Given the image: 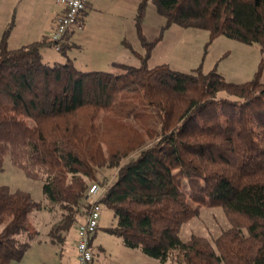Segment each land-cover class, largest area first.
I'll list each match as a JSON object with an SVG mask.
<instances>
[{"label":"trees","instance_id":"1","mask_svg":"<svg viewBox=\"0 0 264 264\" xmlns=\"http://www.w3.org/2000/svg\"><path fill=\"white\" fill-rule=\"evenodd\" d=\"M152 1L165 27L256 44L264 66V0ZM146 2L135 25L146 48L134 52L137 67L82 71L69 58L49 65L40 50L50 40L10 50L3 35L0 170L8 157L42 181L46 203L0 186V264L19 261L37 240L33 213L52 216L47 239L62 246L88 211L101 169L115 172L100 186L99 203L116 218L107 232L125 247L160 264H264V82L259 74L236 84L215 70L148 68L153 43L139 26ZM202 207H220L229 227L212 240L181 241V227Z\"/></svg>","mask_w":264,"mask_h":264},{"label":"rangeland","instance_id":"2","mask_svg":"<svg viewBox=\"0 0 264 264\" xmlns=\"http://www.w3.org/2000/svg\"><path fill=\"white\" fill-rule=\"evenodd\" d=\"M141 1L90 0L89 4L87 0V14L78 20L82 29L68 35L74 46L68 47L64 54L45 48L50 46L42 47L43 63H65L69 58L79 70L105 72L116 70L113 63L139 66L134 52L144 54L146 50L135 26ZM58 8L55 0H0V41L5 35L8 49L21 47L20 37L31 29L34 32L42 28L46 14ZM139 26L145 44L153 43L147 59L148 68L167 64L170 69L182 73H193L197 68L203 73L215 70L225 81L236 84L250 81L259 74L264 82V66L260 68L261 53L256 44L246 45L224 36L209 40L208 32L176 23L165 27V19L157 13L152 0H147ZM114 176V170L101 169L96 184H108ZM42 185V181L27 178L8 157L5 158L0 170V186L27 192L35 202L46 203ZM48 221L49 214L44 211L31 215L29 231H36L40 242L31 243L22 258L11 264H77L74 228L68 232L62 246H52L47 240ZM115 223L112 211L102 207L90 245L93 264H160L138 249L125 247L120 238L108 233L107 229ZM228 227L220 207H202L198 217L183 224L179 238L187 241L195 235L212 240Z\"/></svg>","mask_w":264,"mask_h":264},{"label":"built area","instance_id":"3","mask_svg":"<svg viewBox=\"0 0 264 264\" xmlns=\"http://www.w3.org/2000/svg\"><path fill=\"white\" fill-rule=\"evenodd\" d=\"M63 9L62 15L57 19L55 29L50 35L52 49L58 52L65 38L72 30H81L82 24L78 22L85 10L87 0H55ZM101 187L93 183L87 190L89 208L84 218L76 227V262L77 264H93V255L90 250V239L95 234L101 215L102 205L99 200L102 196Z\"/></svg>","mask_w":264,"mask_h":264},{"label":"crops","instance_id":"4","mask_svg":"<svg viewBox=\"0 0 264 264\" xmlns=\"http://www.w3.org/2000/svg\"><path fill=\"white\" fill-rule=\"evenodd\" d=\"M97 1V0H96ZM105 1H108L107 3H110V2H114L115 0H105ZM89 4H90V0H89ZM59 6V5H58ZM87 10L88 8H86V14H87ZM62 12H63V9L62 7L59 6L58 9L52 11V12H49L46 14V18H44V23H43V26L42 28H37V30H35L33 32V30L31 29V31H28L26 33H24L21 37H20V46H24V45H27V44H30V43H33V42H38V41H42V40H49L50 39V35L51 33L53 32V30L55 29V25H56V21L57 19L62 15ZM74 30H72L71 32H69V34H71ZM68 34V35H69ZM68 35H67V39L65 40V45L64 47L66 46V49L70 46H74V44H70V37L68 39ZM76 46V45H75ZM46 49H52L51 47H45ZM53 50V49H52ZM42 55V54H41ZM114 64V63H113ZM85 70V69H84ZM43 212V211H41ZM45 212V211H44ZM48 213V212H46ZM49 214V213H48ZM52 216L49 214V221L46 223V226L49 228V225L50 223L52 222ZM82 220V218H80L78 221L80 222ZM96 233V232H95ZM95 235V234H94ZM94 235L91 237L90 239V245H91V242H92V238L94 237ZM74 237L76 238V229L74 227ZM39 238V236H38ZM37 238V240L35 242H33L34 244L35 243H39L40 240ZM48 240V239H47ZM48 243H49V240H48ZM50 244V243H49ZM51 245V244H50ZM52 246H56V245H52ZM75 247V246H74Z\"/></svg>","mask_w":264,"mask_h":264}]
</instances>
